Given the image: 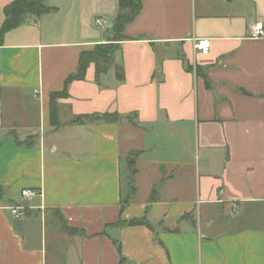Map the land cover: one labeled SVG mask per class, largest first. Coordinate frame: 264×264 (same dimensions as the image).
<instances>
[{
  "label": "crops",
  "instance_id": "1",
  "mask_svg": "<svg viewBox=\"0 0 264 264\" xmlns=\"http://www.w3.org/2000/svg\"><path fill=\"white\" fill-rule=\"evenodd\" d=\"M46 5L0 46V264H264V0H143L114 53L125 80L91 64L67 85L119 0Z\"/></svg>",
  "mask_w": 264,
  "mask_h": 264
},
{
  "label": "trees",
  "instance_id": "2",
  "mask_svg": "<svg viewBox=\"0 0 264 264\" xmlns=\"http://www.w3.org/2000/svg\"><path fill=\"white\" fill-rule=\"evenodd\" d=\"M143 8V0H119V11L113 21L112 34L113 40H107L105 44L97 45L92 51L83 52L80 56L77 73L68 78L66 85L74 80H83L87 69L91 64L96 66V78L99 79L101 75L108 73L111 68H115V74L118 81L125 80L124 70L120 66H116L114 62V53L119 49L120 42L128 40L126 35V28L130 25L140 14ZM57 10L46 5V0H14L5 8V21L0 28V46L4 43L5 36L19 28L25 23L28 16L33 17L36 21H40L44 16L53 14ZM208 88L210 84L207 82ZM67 96V90L62 93H54L51 96V121L53 126L58 127L59 121L56 111V100ZM119 120L117 115H105L104 121L107 123H114ZM85 118H79L75 123H82ZM17 141V138H16ZM136 171L132 170V174ZM132 189V188H131ZM156 191L154 190L151 200H155ZM130 225L146 226L150 230L153 227L146 219L140 221H132ZM120 250V246L118 248ZM123 261V259H122Z\"/></svg>",
  "mask_w": 264,
  "mask_h": 264
},
{
  "label": "built area",
  "instance_id": "3",
  "mask_svg": "<svg viewBox=\"0 0 264 264\" xmlns=\"http://www.w3.org/2000/svg\"><path fill=\"white\" fill-rule=\"evenodd\" d=\"M98 26H107L108 21L104 18H98L95 21ZM251 39L259 40L264 39V24L258 22L255 24L253 31L250 35ZM194 49L200 51L204 54H207L210 50V42L206 39H195L194 40ZM42 195L40 192L30 189H24L21 192L22 198L31 199ZM27 208L26 207H15L11 209V213L16 218H23L25 216Z\"/></svg>",
  "mask_w": 264,
  "mask_h": 264
},
{
  "label": "rangeland",
  "instance_id": "4",
  "mask_svg": "<svg viewBox=\"0 0 264 264\" xmlns=\"http://www.w3.org/2000/svg\"><path fill=\"white\" fill-rule=\"evenodd\" d=\"M108 40H113V34H111L110 38ZM133 159H131L129 162L125 159L122 162V182H123V189H124V198H127L130 192V188L134 185L133 179H132V167L131 162Z\"/></svg>",
  "mask_w": 264,
  "mask_h": 264
},
{
  "label": "water",
  "instance_id": "5",
  "mask_svg": "<svg viewBox=\"0 0 264 264\" xmlns=\"http://www.w3.org/2000/svg\"><path fill=\"white\" fill-rule=\"evenodd\" d=\"M131 163H133V161Z\"/></svg>",
  "mask_w": 264,
  "mask_h": 264
}]
</instances>
